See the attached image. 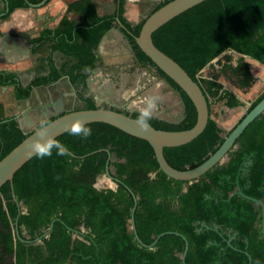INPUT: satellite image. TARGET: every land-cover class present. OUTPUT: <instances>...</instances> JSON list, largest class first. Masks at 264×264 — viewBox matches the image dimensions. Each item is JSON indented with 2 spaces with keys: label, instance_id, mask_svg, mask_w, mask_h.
Masks as SVG:
<instances>
[{
  "label": "trees",
  "instance_id": "1",
  "mask_svg": "<svg viewBox=\"0 0 264 264\" xmlns=\"http://www.w3.org/2000/svg\"><path fill=\"white\" fill-rule=\"evenodd\" d=\"M5 1L4 18L27 6L24 0ZM40 1L28 0L31 4ZM169 1L162 0L146 18ZM113 6L110 15L99 17L90 0L70 3L66 13L80 14L81 22L65 16L55 29L29 39L32 53L47 46L43 58L47 74L35 76L22 87L15 74L0 72V86H12L14 98L23 100L33 88L66 76L84 109L97 108L84 95L86 79L98 65L97 46L116 27V19L124 27L121 32L136 62L155 68L134 41L146 18L130 26L123 18L124 0H113ZM151 38L158 50L199 85L208 101L209 119L203 132L185 145L163 149L172 168L192 169L223 142L220 128L210 118L209 99L224 100L228 108L239 106L233 95L222 90L216 75L198 79L197 74L214 60H223L221 71L232 76L238 87L251 85L255 77L243 57L264 65V0H206L168 21ZM53 52L67 58L60 68ZM227 52L240 56L233 63ZM155 71L179 94L185 115L177 125L152 117L149 124L163 131L192 128L197 117L192 102L164 73ZM263 97L264 93L251 102L245 114ZM111 109L139 120V113ZM78 128L90 129V135L77 132ZM26 136L16 119L5 117L0 104V160ZM53 144L60 147H52L51 155H35L14 174L11 184L0 188V264H181L182 237L188 243L185 264H248L249 258L250 264H264L260 207L237 194L230 196L239 190L264 203V113L238 137L225 164L207 171L185 191L188 182L163 174L146 141L110 125L85 124L63 133ZM61 148L63 155L58 154ZM109 154L118 183L115 189H98L96 179L105 172ZM134 206L135 230L142 244L130 228ZM162 233L180 236L165 234L149 248Z\"/></svg>",
  "mask_w": 264,
  "mask_h": 264
},
{
  "label": "water",
  "instance_id": "2",
  "mask_svg": "<svg viewBox=\"0 0 264 264\" xmlns=\"http://www.w3.org/2000/svg\"><path fill=\"white\" fill-rule=\"evenodd\" d=\"M204 1L206 0L169 1L168 3L158 8L155 12L150 14L145 19L144 23L141 26L139 35L134 39L139 50L150 59V61L155 66V68L159 69L169 79H171L187 95V97L192 102L197 114L196 122L192 128L183 131H163V130H157L150 125L149 128L142 129L138 123V119L132 118L130 115H125L124 113L112 110L110 107L111 104H109L107 108H105V106L96 105L97 108L92 110L80 109V110L66 111L63 113L62 111L64 110L58 111L56 109H55L56 113L52 112L50 105L47 106L44 105L41 107V109H43V111L46 110L47 112L50 111L49 116H41L42 111L37 112L36 116L40 118L43 117L42 122L46 121L51 116H55L54 120L45 124L43 128L41 127L35 128L32 132L27 134V136L24 138V140H22V142H20L16 147H14L6 156H4L0 160V188L7 182L11 184L14 174L25 163H27L30 159H32L35 155H37L33 151V146L36 143L44 144L47 141H51L53 143L56 141V138L62 135L63 133L89 123H104L114 128H117L120 131L132 137L146 141L153 150L154 157L158 164L159 170L163 174H165L168 178L173 180L192 183L193 181L200 178L202 175H204L207 171L211 170L216 165H223L224 160L226 163L228 161L227 153L232 149L238 137L242 134L245 128L253 120H255L264 113V97L249 112H247L244 115V117L240 120V122H238L226 136L223 137V142L220 144V146L200 165L192 169H186L180 171L172 168L167 163V161L163 156L164 148H172V147L185 145L191 142L192 140H194L203 132L204 128L206 127L207 121L209 119V108H208V101L206 100V97L203 94L199 85L195 83L176 62H174L172 59H170L167 55H165L163 52H161L154 46L151 36L157 29H159L161 26L166 24L174 17L180 15L181 13L187 11L188 9ZM27 4L28 6L31 5L29 3ZM4 6H5V12H7L8 5L6 1H4ZM116 24L120 27V29L122 30L124 29V27L122 26V24H120L118 19H116ZM112 30H114V28L110 29L108 32ZM119 34L122 36V39L127 45L128 50L132 52L131 47L128 41L126 40V38L124 37L123 33L119 32ZM207 66L208 65H206V67ZM136 67L137 68L140 67L141 69L145 68L149 72V74L154 76V79L160 81L168 91L174 93L178 97L181 105V113L179 117L176 119L168 120L166 118L165 119L160 118L157 115H152V118L173 125H177L181 123L184 119L185 110L179 94L159 77L154 67H151L149 65L143 66L138 62L136 63ZM89 81H90L89 78H87L86 84H88ZM29 98L30 96L27 99H24V101L29 100ZM36 111L37 109L33 108V112L36 113ZM161 112H166V111L162 109ZM136 113L140 114V112H136ZM104 151L108 153V150H104ZM110 158L111 156L109 154L104 174L107 177H109V179H111L114 183L117 184L118 183L117 180L110 174V166H109ZM185 190L186 189L183 188V191ZM234 194H237L260 207V211H261L260 229H261V237L264 241V203L260 200H256L248 196H245L239 190H236L230 196ZM12 197L15 200L14 194L12 195ZM134 202H136V198L134 199ZM134 210H135V206L133 207L131 212L130 228L134 234L137 243L142 244L135 230L134 218H133ZM51 228H52V224L45 232V235L49 233ZM165 234L179 235L177 233H162L154 238L149 248L153 247L158 241V239L164 236ZM16 236L17 238L21 239L17 232H16ZM182 239L184 240L185 244H184V251L181 255V264H185V256L188 250V243L184 237H182ZM248 264H250V258Z\"/></svg>",
  "mask_w": 264,
  "mask_h": 264
},
{
  "label": "rangeland",
  "instance_id": "3",
  "mask_svg": "<svg viewBox=\"0 0 264 264\" xmlns=\"http://www.w3.org/2000/svg\"><path fill=\"white\" fill-rule=\"evenodd\" d=\"M108 1L109 0H98V10L100 14H110L113 11V6L110 2L108 3ZM161 1L162 0H124L127 8L131 7V9L135 10L139 21L145 19L151 10ZM45 53L46 46L44 45L35 53L31 54L29 51H26V59L29 58V68L22 73V80L24 83L27 82L29 78L46 72L43 60ZM227 54L231 56L233 63H235L236 59L240 56L234 52H227ZM96 55L98 67L95 68L91 74L89 73L90 75L88 78L90 81L84 90V95L91 97L96 105L107 107L109 104H105V94L109 92L112 94L117 93L120 95L113 100L115 105L113 102L110 103V101H108L112 107L124 109L129 112H140V104L145 106L147 97L157 95L155 92H152L153 88H155V85L162 83L156 79H154V82H150L148 80L149 72L145 68L141 69L140 67H136L137 62L133 53L127 48H124V50H109L104 47V43H101L96 49ZM243 59L248 63L250 72L253 77H255L248 88L238 87L232 76L227 72L221 71L223 60H214L211 65L203 68L197 74L198 79H209L216 75V81L221 84L222 90L233 95L239 103V106L228 108L225 106L224 100L209 99L210 118L213 119L220 128L221 137L226 136L238 123V120L245 114L250 103L264 93V65L253 61L249 57H243ZM66 61L67 58L64 56L57 55L55 57L57 68H60ZM61 79L65 87L66 100L68 101V106L65 110L72 111L83 109L84 103L76 98L72 87L66 82L67 77L62 76ZM165 89L163 88L161 93L165 94ZM155 103L157 105V108H155L157 112H161L162 109L165 110L167 114L170 112V108L164 102L158 99ZM46 115L47 111H42L41 116ZM178 117L179 113L175 118ZM113 161L114 158L111 157L110 162ZM223 163L225 164V160ZM110 174L112 176L114 175V168L112 166H110ZM95 187L98 189H115L116 183L103 173L97 177ZM82 231L85 230L82 229ZM36 243L40 244L41 242L37 240Z\"/></svg>",
  "mask_w": 264,
  "mask_h": 264
},
{
  "label": "crops",
  "instance_id": "4",
  "mask_svg": "<svg viewBox=\"0 0 264 264\" xmlns=\"http://www.w3.org/2000/svg\"><path fill=\"white\" fill-rule=\"evenodd\" d=\"M4 1L0 0V72L15 74L20 86L25 87L35 76L47 74L46 69V72L43 74L35 75L29 78L27 82H23L22 73L29 68V58L26 59V51L32 54V45L29 39L37 37L45 29H55L60 20L65 16L68 20L75 23L81 22L82 18L80 14L75 12L66 13L67 6L77 0H41L36 4H31L28 0H24L26 4L29 3L32 6H28L27 4L24 8H17L4 18L8 12H5ZM90 1L93 3L99 17L110 15L113 12L110 14H100L98 0ZM109 2L113 6V0H109ZM112 10H114V6ZM123 18L130 26H136L142 21H139L134 9L126 7L125 2ZM121 30L116 24L114 30L104 35L100 44L104 43V47L109 50H124L125 47L122 44V39L119 34ZM46 52H48L47 46ZM57 55L63 56L59 52H53L52 57L54 63ZM62 82L60 78L57 82L50 85L33 88L30 93V98L27 101H24V99L16 100L12 86H0V104L3 106L5 117L16 119L21 131L24 134H29L42 123L43 117L36 116L37 112L43 111L41 109L42 106L50 105L51 111L55 113V109L58 111L64 110L62 113L65 112L68 101L66 100L65 87ZM66 82L69 84L68 79ZM117 95L109 92L107 96L115 97ZM112 102L115 105L114 101H110V103ZM110 103L106 101L105 104ZM110 106L112 107V105ZM33 108L37 109L36 113L33 112ZM49 113L50 111L47 112L46 116H49ZM189 184L184 185L183 188L187 189Z\"/></svg>",
  "mask_w": 264,
  "mask_h": 264
},
{
  "label": "clouds",
  "instance_id": "5",
  "mask_svg": "<svg viewBox=\"0 0 264 264\" xmlns=\"http://www.w3.org/2000/svg\"><path fill=\"white\" fill-rule=\"evenodd\" d=\"M158 99H161L159 94L147 97L146 106L141 108L138 123L142 129H147L150 127L149 120L154 114L153 109L157 108V105L155 102ZM43 127L44 126L42 125L41 128ZM81 131L83 132L85 136L90 135V132H91V130L88 128H78L77 132H81ZM54 146L60 147L59 145H54L51 141H47L44 144L36 143L33 146V151L37 155L43 157L46 155H51V148ZM64 152H65V149L61 148L58 154L63 155Z\"/></svg>",
  "mask_w": 264,
  "mask_h": 264
},
{
  "label": "bare ground",
  "instance_id": "6",
  "mask_svg": "<svg viewBox=\"0 0 264 264\" xmlns=\"http://www.w3.org/2000/svg\"><path fill=\"white\" fill-rule=\"evenodd\" d=\"M120 37H121V39H122V36L120 35ZM122 44L124 45V47L125 48H127L128 49V47H127V45L124 43V41L122 40ZM149 76L151 77V81L150 82H154V76H152L151 74H149ZM148 76V77H149ZM157 87V89H155ZM155 88H153V91L152 92H155L156 94H159L162 98H170V99H172L173 101H162V102H164L169 108H170V112L167 114L166 112H157L156 111V109H153V111H154V114L153 115H157V116H159L160 118H166V119H168V120H171V119H176L175 118V116L179 113V115H180V113H181V105H180V102H179V99H178V97L174 94V93H172V92H170V91H168L167 89H165V86L163 85V84H157V85H155ZM165 89L166 91H165V94H163V93H161V90L162 89ZM114 92V91H113ZM117 93H115V95H116ZM113 99H114V97H113ZM146 104H147V102H146ZM146 106V105H145ZM142 107V106H141ZM144 107V106H143Z\"/></svg>",
  "mask_w": 264,
  "mask_h": 264
},
{
  "label": "flooded vegetation",
  "instance_id": "7",
  "mask_svg": "<svg viewBox=\"0 0 264 264\" xmlns=\"http://www.w3.org/2000/svg\"><path fill=\"white\" fill-rule=\"evenodd\" d=\"M143 66H144V65H143ZM92 72H93V70L90 72V74H91ZM90 74H89V75H90ZM89 75H88V76H89ZM148 80H149V81L152 80L150 76L148 77ZM86 87H87V84H86ZM155 89H156V88H155ZM103 95H104V93H103ZM107 95H108V93L105 94V96H104L105 100H106V101H113V100H115L116 97H118L120 94L117 95V96H115L114 99H113V97H109V96H107ZM160 97H161V96H160ZM159 100H160V101H173V100L170 99V98H162V97H161V99H159ZM145 101H147V100H145ZM140 106H142L141 108H143L144 105H141V104H140ZM110 107H111V106H110ZM144 107H145V106H144ZM111 108H112V107H111Z\"/></svg>",
  "mask_w": 264,
  "mask_h": 264
}]
</instances>
